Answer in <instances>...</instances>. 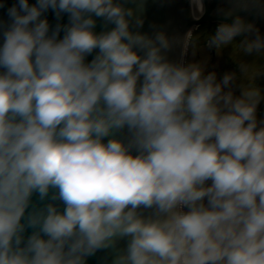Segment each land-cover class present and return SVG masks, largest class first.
Here are the masks:
<instances>
[{
    "label": "clouds",
    "instance_id": "clouds-1",
    "mask_svg": "<svg viewBox=\"0 0 264 264\" xmlns=\"http://www.w3.org/2000/svg\"><path fill=\"white\" fill-rule=\"evenodd\" d=\"M147 6L0 0V264H264V0Z\"/></svg>",
    "mask_w": 264,
    "mask_h": 264
},
{
    "label": "water",
    "instance_id": "water-1",
    "mask_svg": "<svg viewBox=\"0 0 264 264\" xmlns=\"http://www.w3.org/2000/svg\"><path fill=\"white\" fill-rule=\"evenodd\" d=\"M217 3L218 0H212L210 4L208 0H204L205 13L197 19H194L189 11L188 0H171L170 3H163L162 0H148L147 12L151 19L171 21V26L181 33L191 32L194 27L203 22L217 20L211 15ZM90 264H99V261L93 258Z\"/></svg>",
    "mask_w": 264,
    "mask_h": 264
},
{
    "label": "rangeland",
    "instance_id": "rangeland-1",
    "mask_svg": "<svg viewBox=\"0 0 264 264\" xmlns=\"http://www.w3.org/2000/svg\"><path fill=\"white\" fill-rule=\"evenodd\" d=\"M214 26H210L209 24L203 23L199 25L197 28H195L192 32V39L193 44L189 47L188 55L195 59H207L210 66H215L214 58L216 57L215 52L216 50L208 49L205 47V40L208 36V34L211 33ZM223 52H225V48L222 49ZM226 51L229 53V59H230V68H233L235 66V61L238 59V53L236 49L233 46L226 47ZM213 63V64H212ZM261 82L264 81V77H261Z\"/></svg>",
    "mask_w": 264,
    "mask_h": 264
},
{
    "label": "flooded vegetation",
    "instance_id": "flooded-vegetation-1",
    "mask_svg": "<svg viewBox=\"0 0 264 264\" xmlns=\"http://www.w3.org/2000/svg\"><path fill=\"white\" fill-rule=\"evenodd\" d=\"M211 2H212V0H208V4H210ZM220 3H221V0H218L217 6L213 9V11L211 13L212 17H215L216 19H218V17L215 15V10ZM216 22H217V20H212V21H207L205 23L209 24L212 27V26H215ZM215 55H216V57L214 58V60H216V61L214 62V65H215V67L218 68V70L223 71L226 69H230V67H229L230 66V59L228 56L229 53L226 51V48H225V52H223L222 50L216 51ZM262 83H264V81Z\"/></svg>",
    "mask_w": 264,
    "mask_h": 264
},
{
    "label": "bare ground",
    "instance_id": "bare-ground-1",
    "mask_svg": "<svg viewBox=\"0 0 264 264\" xmlns=\"http://www.w3.org/2000/svg\"><path fill=\"white\" fill-rule=\"evenodd\" d=\"M191 15H192V14H191ZM192 17H193L194 19H197V18L200 17V15H192Z\"/></svg>",
    "mask_w": 264,
    "mask_h": 264
}]
</instances>
